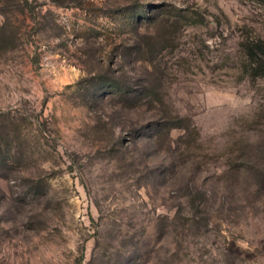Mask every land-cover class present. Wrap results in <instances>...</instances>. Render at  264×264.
I'll return each mask as SVG.
<instances>
[{
	"label": "rangeland",
	"instance_id": "374dc122",
	"mask_svg": "<svg viewBox=\"0 0 264 264\" xmlns=\"http://www.w3.org/2000/svg\"><path fill=\"white\" fill-rule=\"evenodd\" d=\"M260 41L264 0H0V264H264Z\"/></svg>",
	"mask_w": 264,
	"mask_h": 264
},
{
	"label": "trees",
	"instance_id": "16d2710c",
	"mask_svg": "<svg viewBox=\"0 0 264 264\" xmlns=\"http://www.w3.org/2000/svg\"><path fill=\"white\" fill-rule=\"evenodd\" d=\"M84 5L86 6L84 7L86 10H92V11L98 10L95 9L94 6L89 2L84 3ZM133 21L134 19H131V22ZM246 51H247L248 59L251 64V69L254 72H259L258 74L264 75V42L260 41L258 43H254L246 47Z\"/></svg>",
	"mask_w": 264,
	"mask_h": 264
}]
</instances>
